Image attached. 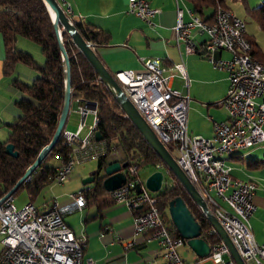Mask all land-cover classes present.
Listing matches in <instances>:
<instances>
[{
	"label": "built area",
	"instance_id": "built-area-1",
	"mask_svg": "<svg viewBox=\"0 0 264 264\" xmlns=\"http://www.w3.org/2000/svg\"><path fill=\"white\" fill-rule=\"evenodd\" d=\"M65 12L71 13L69 6ZM158 12L149 6L148 0H127L126 13L135 15L149 26ZM186 12L188 21L183 19V9L177 3L176 23L172 28L176 46L184 45L186 54L195 53L194 32L204 35L203 50L208 54L209 62L213 68L227 71L229 85L223 106L228 119L213 123L212 138L188 134L190 96L173 87L176 77L189 86L182 62L167 66L159 58H141L142 72L120 70L113 77L163 145L167 149L170 146L175 161L229 235L244 262L264 264V242L259 244L254 240L249 224L256 210L255 184L234 178L232 167L225 161L236 152L264 144V64L250 55L251 47L245 37L246 24L230 10L217 7L208 24H204L190 8ZM216 51H226L230 57L213 59L212 54ZM73 101L79 122L74 130H63L61 134L67 150L63 158L56 157L59 163L53 182L58 184L67 182L78 165L103 157L116 160L119 155L112 140L97 141L94 138L98 121L96 104L90 107L87 102ZM88 115L92 116L93 125L82 137ZM124 174L125 183L109 192L110 198L114 204L134 212L135 234H147L157 240L159 260L155 264H200L199 260L181 259L177 249L185 244V240L170 234L157 209L155 193L145 187L136 168L127 166ZM71 198L76 210L85 206L81 193ZM63 212L55 201H50L41 212H37L31 203L17 210L13 197L2 202L0 264H82L86 235L74 233L66 224ZM210 233L215 231L212 229ZM227 254L221 241L211 247L208 259L213 264H234L224 260Z\"/></svg>",
	"mask_w": 264,
	"mask_h": 264
},
{
	"label": "trees",
	"instance_id": "trees-1",
	"mask_svg": "<svg viewBox=\"0 0 264 264\" xmlns=\"http://www.w3.org/2000/svg\"><path fill=\"white\" fill-rule=\"evenodd\" d=\"M185 1L192 13L204 24L212 21L217 7L229 10L225 0ZM242 1L245 15L252 19L264 34V0L256 7H249L245 0ZM71 20L81 37L93 46L96 54L98 49L109 47L111 36L108 31L93 24ZM60 30L70 63V100L96 104L98 121L95 124L94 133L99 132L102 140H112L119 153L118 158L111 162H108L106 157L96 160V171L91 174L95 179L91 184L86 185L87 189L80 192L86 204L95 205L98 213L114 204L110 194L102 187V181L105 178L104 169L110 163L126 162L128 166L133 165L137 172L145 167L151 169V172L158 170L163 173V184L154 196L157 198L159 214L170 234L179 237L171 223L168 205L170 201L180 197L199 224L201 238L211 247L220 243V237L216 233H210L211 225L190 199L178 179L144 141L110 92L100 82L85 57L72 44L68 34L61 28ZM0 36L4 47L2 73L10 78L11 85L21 93L15 102L18 115L7 125L6 140L0 141L1 198L23 176L40 150L50 142L56 130L64 101V68L52 21L42 0H0ZM18 37L27 39L39 47L43 63H37L30 53L15 47ZM248 42L251 47L250 55L264 64V58L259 57V55L264 56V52L261 49L255 50L256 45ZM17 64H22L35 72L36 76L30 83H25L14 75ZM7 144L13 146V151L17 153L16 158L5 153ZM66 150L67 147L63 144L60 135L42 163L29 179L16 189L12 197L24 191L32 204L39 193L53 183L56 167L47 163L57 156L63 158ZM168 151L174 156L170 146ZM245 164L246 168L257 169L264 166V158H248ZM156 165L159 167L156 168ZM50 201L45 202L44 205L49 204ZM35 208L37 212H41L40 207ZM97 215L84 220L87 222Z\"/></svg>",
	"mask_w": 264,
	"mask_h": 264
},
{
	"label": "crops",
	"instance_id": "crops-1",
	"mask_svg": "<svg viewBox=\"0 0 264 264\" xmlns=\"http://www.w3.org/2000/svg\"><path fill=\"white\" fill-rule=\"evenodd\" d=\"M148 2L151 8L159 11L151 19L152 26L135 15L126 13L127 0H59L65 11L68 6L70 7L71 13L68 15L71 19L93 24L110 33L109 47L98 49L97 54L111 74L114 75L120 70L142 72L141 58H159L167 66L182 62L186 68L189 86L186 87L184 81L176 77L173 87L182 94L190 96L187 114L188 134L212 138L213 123L228 119V113L223 106L229 85L227 71L213 68L207 55L203 54L205 52L203 43L206 41L204 35L194 32V40L197 44L195 53L186 54L184 45L176 46L172 28L176 23L177 3L183 9V19L189 20L186 9L190 7L185 0H148ZM21 39H16L15 47L34 57L38 56L35 58L40 60L39 51L29 46L26 40ZM224 53L228 58L230 57L228 52L222 51L220 59H224ZM259 57L264 58L261 55ZM3 59L4 47L0 36V141L6 140L7 125L18 115L15 102L21 96V93L11 85L10 78L2 73ZM13 73L25 83H30L36 76L33 70L22 64H17ZM70 103L65 122L67 128L64 130H74L77 127L74 126L78 116L76 104L73 100H70ZM248 158H264L263 145L234 153L225 158V161L232 167L234 178L252 181L255 184L256 210L249 224L254 240L261 244L264 242V166L257 169L246 168L245 161ZM60 204L64 211V220L70 229L74 233L80 232L86 235L82 264H90L89 261L92 264H155L158 262L157 240L149 238L147 234L134 233L132 224L134 212L123 205L113 204L98 213L95 205L86 203L80 211L76 210L71 199ZM46 206L43 205L40 210L43 211ZM95 214L98 215L94 219L85 222V218ZM183 246L177 249L182 260H199L190 248L189 252L181 250ZM224 260H227V256ZM199 261L200 264H213L208 258Z\"/></svg>",
	"mask_w": 264,
	"mask_h": 264
},
{
	"label": "water",
	"instance_id": "water-1",
	"mask_svg": "<svg viewBox=\"0 0 264 264\" xmlns=\"http://www.w3.org/2000/svg\"><path fill=\"white\" fill-rule=\"evenodd\" d=\"M44 3L48 14L51 18L52 25L54 28L55 36L57 38L58 47L60 50L61 58L63 61L64 68V101L62 110L59 116L58 124L56 130L50 140V142L45 145L38 153L34 162L26 169L23 176L15 183V185L0 198V204L4 202L7 198L12 197L16 189L29 179L30 175L37 169V167L42 163L47 154L54 147L58 138L62 134L63 130L67 128L65 125L69 108H70V63L67 52L62 42L61 30L65 31L72 44L78 49L90 66L93 68L94 72L97 74L100 82L104 84L107 90L110 92L114 100L117 102L121 110L124 112L126 117L129 118L133 126L140 133L144 141L152 148L156 155L162 160V162L168 167L169 171L174 174L178 179L186 193L189 195L190 199L199 208L202 215L211 225L215 233L220 237L221 241L224 243L228 250L227 259L231 260L234 264H246L236 247L232 243L231 238L226 233V231L221 226L220 222L217 220L215 215L210 212L205 201L202 199L200 194L197 192L191 181L187 178L184 172L181 170L174 157L170 154L168 149L159 140L150 126L144 121L142 116L124 94L118 83L113 77V74L105 67L102 60L96 54L93 46L87 43L77 31L74 23L70 17L66 14L61 4L57 0H42ZM222 51H216L212 54L213 59H220ZM203 54L207 55L206 52ZM90 107H94L93 103H88ZM94 138L97 141L102 139L99 132L94 133ZM5 153L11 157L16 158L17 153L13 151V146L7 144L5 146ZM128 166V163L113 162L106 166L104 169L105 178L102 181V187L106 192H112L121 187L125 183L126 177L124 174V169ZM95 177L93 175L88 176L82 181L83 185L91 184ZM163 184V173L161 171H154L151 173L144 181L145 187L152 193H157L160 191ZM168 214L176 229L179 236L185 240V244L194 252L195 256L200 260L208 258L211 251V246L201 238V228L196 222L191 212L187 208L185 202L182 198L177 197L169 202Z\"/></svg>",
	"mask_w": 264,
	"mask_h": 264
},
{
	"label": "rangeland",
	"instance_id": "rangeland-1",
	"mask_svg": "<svg viewBox=\"0 0 264 264\" xmlns=\"http://www.w3.org/2000/svg\"><path fill=\"white\" fill-rule=\"evenodd\" d=\"M249 7H256L261 4L263 0H245ZM225 5L227 8H229L233 14L234 17L243 20L246 23V35L245 37L247 40H250L252 43H254L256 46H254V49H261L262 52H264V34L258 29L257 25L255 22L247 17L244 12V7H243V1L242 0H225ZM18 39H21L18 37ZM21 40H26L27 44L29 46H32L33 48H36L39 53H40V60H38V56L34 57L35 61L37 63H43V56L40 52L39 47L27 40V39H21ZM224 59H228V56L226 53H224ZM78 114V112H76ZM79 122V114L75 119L74 126L76 127ZM85 129L82 132V137L85 136V134L88 132V127L93 125L92 121V116L88 115L86 118V123H85ZM262 146V145H261ZM264 147V144H263ZM238 153V152H236ZM108 162H111L112 159L108 158ZM59 161L56 158L51 159L47 164L50 166L56 167L58 165ZM96 161H88L84 164L78 165L73 168L72 170V175L70 179L63 183V184H58L56 182L51 183L50 185L46 186L37 196V198L33 201V205L35 207H42L45 202L47 201H55L58 206L60 207V203H64L66 201H69L72 195H76L80 193V191L83 188H86V185L82 184V181L90 176L92 173L96 171ZM139 176L140 178L145 181V179L153 172H151V169L149 168H142L139 170ZM30 201L28 199L27 194L23 191L21 193H18L16 196L13 197V204L17 210L23 208L25 205L29 204ZM61 208V207H60ZM80 233V232H79ZM181 250L185 252H189V247L184 245ZM251 264V263H249Z\"/></svg>",
	"mask_w": 264,
	"mask_h": 264
}]
</instances>
